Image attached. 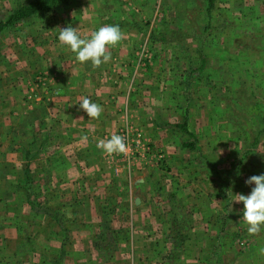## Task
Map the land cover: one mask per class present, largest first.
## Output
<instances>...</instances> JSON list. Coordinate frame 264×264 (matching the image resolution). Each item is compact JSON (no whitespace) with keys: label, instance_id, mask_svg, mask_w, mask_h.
<instances>
[{"label":"rangeland","instance_id":"1","mask_svg":"<svg viewBox=\"0 0 264 264\" xmlns=\"http://www.w3.org/2000/svg\"><path fill=\"white\" fill-rule=\"evenodd\" d=\"M27 1L0 0V21L6 20L17 4ZM104 1H107L106 9L103 7ZM104 1L74 0L65 11L58 9L47 17L35 16L1 34L0 133L3 131V135L7 136L13 133L11 120L21 116V122L25 121L35 107L33 101L37 92L40 94L45 76L36 77V81L31 83L32 66L26 62L28 56L37 62L36 57L66 55L62 52L63 44L58 41V34L59 29L68 25L78 27L83 37L101 26L119 25L123 39L117 45L122 47L125 44V51L132 52V60L136 61L127 64L128 70L134 68L138 71L140 86H143L141 82H148L150 90L147 102L150 106L157 105L158 101L161 103L162 110L155 111L154 116L151 113V118L155 119L157 113L161 121L175 123L186 116L192 131L201 137L198 143L200 154H194L193 159L191 156L185 159L199 166L200 172L195 171L197 176L194 179L201 175L202 166L210 172L205 175L209 181L203 189L212 195L209 203L201 192L204 194L203 201L208 205L204 219L211 218L207 228H214L212 219L217 220L214 226L220 223L222 227L223 223H227V227L220 239L198 235L196 242L216 247L217 251L223 248V253H218L216 259L211 258V263L264 264V230L258 235H249L248 226L242 219L243 204L232 203L231 195V192L247 195L254 186H247L245 181L250 176L264 173V133L259 146L253 147L244 160L254 133L258 129L264 130V0H215L211 23L206 15V0H114V4L110 2L112 0ZM88 24L94 25L92 31ZM127 40L130 42L127 43ZM114 50L116 54L122 52L120 49H108L110 54H114ZM200 51L208 61L202 72L197 71ZM188 75L191 77L187 80ZM16 84H20L19 88ZM29 85L35 86L34 90L31 91ZM50 100H53L52 97ZM48 103L45 105L42 102L45 107L54 110ZM39 106L37 104L34 109ZM18 109L20 115L16 113ZM42 111L39 119L42 118ZM38 117L39 113H36V119ZM161 127L158 125V128ZM25 129L21 130L22 136L27 130L37 131L36 127ZM170 133L171 140L180 143L176 134ZM3 135L0 134V137ZM20 139L27 143L30 138ZM164 140H170L166 133ZM176 143H172L175 147L166 148L171 153L174 150L182 152L177 158L179 163L185 160L187 153L180 150ZM165 152L162 146V151L159 148L151 149L150 155L158 159V165L166 168L165 159L159 158ZM7 154L9 152L0 155V167ZM174 165L177 166V163ZM15 176L18 178L19 175H12L0 168V264H37L42 260L43 264H50L49 257L54 256L50 251L53 249L48 250L47 254L43 251L48 242L39 236H23L29 233L33 224L22 221L16 214L22 211H15L19 196L13 189ZM27 181L22 173L21 183L26 186ZM37 181V184H42L46 179L37 176ZM19 192L24 200L42 198L41 193L26 194L25 197L23 187ZM23 203L25 201L17 205ZM188 215L192 216V221L188 224V220L185 226L190 229L191 225L194 227L196 224L194 214ZM224 215L227 216L226 220L222 219ZM64 225L71 227L72 223ZM12 226H17L18 232L19 229L22 232L18 234ZM117 234L105 232V238L96 240L97 244L109 247L120 240L118 235L121 233ZM85 244L87 242H79L77 247ZM31 248L42 250L47 257L40 255L39 258L31 253ZM65 256L64 264H72L75 257L89 264L93 263L91 257L95 255L82 253ZM96 256L106 257L105 254L104 257H101L102 254Z\"/></svg>","mask_w":264,"mask_h":264},{"label":"crops","instance_id":"2","mask_svg":"<svg viewBox=\"0 0 264 264\" xmlns=\"http://www.w3.org/2000/svg\"><path fill=\"white\" fill-rule=\"evenodd\" d=\"M110 2L114 4V0ZM104 3L106 9L107 1ZM66 8L60 9L65 11ZM109 11L113 13V10ZM88 25L92 31L94 25ZM33 42L36 48V42ZM124 46L109 48L122 52L116 54L114 50V54H110L111 59L98 67H93L91 62H77L75 54L64 45L62 52L66 55L36 57L37 62L28 56L26 62L32 66L31 83L36 81V77L45 76L41 96L37 92L33 101L34 111H30L25 121L21 122V116L11 120L13 133H8V136L3 135V131L0 133L3 135L0 137V155L9 152L0 168L19 175L13 179V189L19 194L17 203L25 201L22 205L15 202L18 207L15 211H22L16 214L22 221L33 224L29 233L23 236L44 238V242H48L44 253L53 249L50 252L54 256L49 260H60L59 264H64L67 254L82 253L95 255L91 257L93 263L89 264H220L211 263V258L223 253V248L217 251L216 247L196 242L198 235L216 239L219 235L220 239L227 227V223L222 227L220 223L214 226L217 220L212 219L214 228H207L211 218L204 219L208 205L203 197L205 194L208 203L211 200L209 191H204V185L209 181L205 175L210 172L202 166L201 175L194 179L199 166L185 159L190 156L193 159L194 154H200L198 143L201 137L193 133L185 116L175 123L161 121L157 113L155 119L151 118V113L154 116L155 111L162 110L161 103L158 101L157 105L150 106L147 102L150 86L145 81L140 86L138 71L134 68L128 70L127 64L136 61ZM16 85L19 88L20 84ZM34 87L29 85L31 91ZM83 97L102 106L103 111L98 118H88L80 109ZM42 102L45 105L49 102L54 110ZM37 104L41 106L34 109ZM40 110H43L41 119ZM16 113L20 115V110ZM36 113H39L37 119ZM183 123L196 136L195 139L167 126ZM158 125L162 127L158 128ZM29 127H36L37 131L27 130L22 136L21 130ZM128 128L139 129L143 135L144 147L136 153L128 151L124 157H110L97 148L98 140L104 136ZM167 129H171L179 139L180 143L173 140L175 145L187 153L185 160L179 163L177 158L181 151L171 153L167 150L174 146ZM165 133L170 140H164ZM82 136H87L86 142L81 140ZM21 137L30 139L24 143ZM183 142L196 144L198 150L190 152L184 149ZM162 146L167 151L162 153L169 165L166 164V168L158 165V159L147 149L159 148L162 151ZM176 163L177 166L174 165ZM22 173L29 182L26 186L21 183ZM37 176L46 182L37 184ZM21 187L25 197L26 194L41 193L42 198L22 199ZM189 213L194 214L196 224L190 229L185 226L188 220V224L192 221ZM222 219L226 220L227 216ZM69 222L71 227L64 225ZM103 228L106 233H121L118 235L120 240L109 247H100L96 240L105 236ZM12 229H16L18 234L22 232L20 229L18 232L17 226H12ZM82 241L87 244L78 248L77 244ZM31 253L47 257L42 250L31 248ZM100 254L101 257L105 254V259L96 256ZM72 264L84 263L75 257Z\"/></svg>","mask_w":264,"mask_h":264},{"label":"clouds","instance_id":"3","mask_svg":"<svg viewBox=\"0 0 264 264\" xmlns=\"http://www.w3.org/2000/svg\"><path fill=\"white\" fill-rule=\"evenodd\" d=\"M123 39V33L119 25L108 24L99 27L91 32L87 37H83L78 27L71 25L59 29L58 41L68 47L74 54L77 62L85 64L91 62L93 66H100L110 59L109 48L117 45ZM88 118H98L102 113V106L91 102L87 97H83L79 103ZM87 136H82L81 140L86 142ZM97 148L103 153L112 155L127 151L125 138L121 135H112L108 139H100ZM245 184L251 187L250 192L245 195L237 193L232 195V203H242V219L248 226L249 235H258L264 230V173L250 176Z\"/></svg>","mask_w":264,"mask_h":264},{"label":"trees","instance_id":"4","mask_svg":"<svg viewBox=\"0 0 264 264\" xmlns=\"http://www.w3.org/2000/svg\"><path fill=\"white\" fill-rule=\"evenodd\" d=\"M74 0H28L27 2L19 3L17 6L7 15L6 20L0 21V36L3 32L6 30L12 29L17 27L20 23L23 21L33 18L35 16H44L47 17L50 14L56 12L58 9L61 7H68L73 3ZM206 15L208 17L209 22L211 23L212 19V8L214 7L215 0H206ZM209 23V25H210ZM153 38V37H152ZM163 40V39H162ZM156 42V40H154ZM200 60H199V66L197 68V71H204L205 67L208 64V61L202 57V51H200ZM191 76H188L187 80ZM190 84V83H188ZM185 119H188L186 116L184 117ZM168 127L172 129H177L181 131L184 134H187L190 138H196V136L189 131L187 125L185 123L183 124H174V125H167ZM264 130L260 131L259 129L256 130V133H254L252 142L248 144L249 148L246 153V156L244 157V160L248 157L249 152H251V149L253 147H258L259 144L261 143V137L263 136ZM183 148L190 151L194 152L198 150L196 144L194 143H186L183 142L182 144ZM106 232V231H104ZM109 232V231H108ZM118 235V234H117ZM104 237H100L99 239H104ZM219 239V235H218ZM97 243V241H96ZM100 245V244H98ZM60 260H54L50 262V264H59Z\"/></svg>","mask_w":264,"mask_h":264},{"label":"built area","instance_id":"5","mask_svg":"<svg viewBox=\"0 0 264 264\" xmlns=\"http://www.w3.org/2000/svg\"><path fill=\"white\" fill-rule=\"evenodd\" d=\"M112 135H121L125 138V142L127 144V151L124 153H119V154H112V155H108L110 157H124L126 156V154L128 153V151H132L134 153H136L137 151H139V149L141 147H144V141H143V135L142 132L139 129H122L120 131H118L115 134ZM112 135H106L103 137V139H108L110 138ZM148 149V153L150 152L151 149ZM162 156L160 155L159 158H161Z\"/></svg>","mask_w":264,"mask_h":264}]
</instances>
